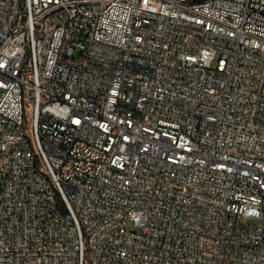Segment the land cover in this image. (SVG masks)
Returning <instances> with one entry per match:
<instances>
[{
  "label": "built area",
  "instance_id": "1",
  "mask_svg": "<svg viewBox=\"0 0 264 264\" xmlns=\"http://www.w3.org/2000/svg\"><path fill=\"white\" fill-rule=\"evenodd\" d=\"M0 264H264V0H0Z\"/></svg>",
  "mask_w": 264,
  "mask_h": 264
},
{
  "label": "rangeland",
  "instance_id": "2",
  "mask_svg": "<svg viewBox=\"0 0 264 264\" xmlns=\"http://www.w3.org/2000/svg\"><path fill=\"white\" fill-rule=\"evenodd\" d=\"M128 229H130L132 227L131 223H128Z\"/></svg>",
  "mask_w": 264,
  "mask_h": 264
}]
</instances>
